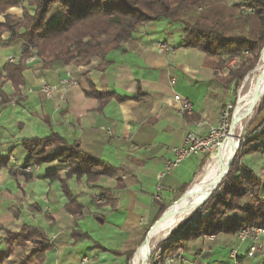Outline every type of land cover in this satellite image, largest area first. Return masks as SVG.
Listing matches in <instances>:
<instances>
[{
  "label": "crops",
  "instance_id": "obj_1",
  "mask_svg": "<svg viewBox=\"0 0 264 264\" xmlns=\"http://www.w3.org/2000/svg\"><path fill=\"white\" fill-rule=\"evenodd\" d=\"M8 12L20 17L22 8ZM183 37L179 24L160 19L138 28L104 60L93 57L86 64L44 66L36 56H29L33 60L24 64L25 83L19 85V95L0 105V157L7 162L0 169V239L6 229L17 231L26 223L42 229L52 245L42 264L126 263L127 253L134 254L149 228L192 189L204 164L203 155L189 156L158 178L173 156L172 148L180 146L189 131L207 133L231 98L232 88L225 86L216 65L218 57L184 46ZM157 41L167 42L171 49L159 51ZM1 47L14 50L1 61L3 73L7 59L19 58L24 45L18 39L0 42ZM66 71L77 79L76 85L51 98L38 91L41 81L57 84ZM91 87L110 98L100 104L87 93ZM28 88L34 91L27 92ZM0 92L12 96L11 82L5 81ZM175 93L189 98L192 114L175 111ZM262 121L251 131L263 132ZM51 132L117 169L114 176H101L93 183L84 177L68 179L70 190L84 206L80 217L66 210L59 181L45 176L48 169L62 176L67 165L55 161L38 165L26 171L28 178L19 172L27 156L22 141ZM249 149L241 168L264 181V139L249 143ZM86 214L94 218L88 222L92 228L107 226L112 248L80 227L79 219ZM73 230L84 237L75 238ZM259 239L255 254L247 257L249 241L242 246L245 242L239 243L236 234H203L186 240L184 248L171 255L172 264H232L234 250L242 264H264V237ZM3 264H18L17 254Z\"/></svg>",
  "mask_w": 264,
  "mask_h": 264
},
{
  "label": "trees",
  "instance_id": "obj_2",
  "mask_svg": "<svg viewBox=\"0 0 264 264\" xmlns=\"http://www.w3.org/2000/svg\"><path fill=\"white\" fill-rule=\"evenodd\" d=\"M228 1L26 0L27 5L22 7L21 16L16 18L6 11L19 5V2L0 0V14L4 17L0 23V42L11 43L22 39L26 47L22 49L18 61L7 62L3 73H0V86L10 81L14 88L12 96L0 92V105L19 95V85L25 83L22 74L24 59L29 56H36L44 66L54 63L86 64L93 57L104 60L110 51L129 39L145 22L160 19L181 26L183 45L186 47L221 58L247 51L256 59L264 51V0H242L241 3L246 2L253 8L250 13L239 9L240 2ZM54 4L61 8V20L48 24L45 22L46 15ZM4 33L7 34L6 38L3 37ZM254 59L247 67H241L238 73H232L229 81L235 78L239 82L253 66ZM87 93L97 98L102 105L111 96L93 87ZM262 133L255 132L249 143L260 140L263 137L260 134L264 135ZM54 143L60 147L48 151ZM21 144L27 156L19 172L27 178L30 175L24 167L28 165L38 166L53 161L67 165L62 176L55 169L46 170L45 176L59 181L66 198L65 208L76 217L82 215L84 206L70 190L68 179L84 177L87 182L93 183L101 176L111 177L117 172L115 167L87 155L75 144H67L56 132L46 137L24 139ZM250 150L247 149V152ZM6 166V159L0 157V169ZM9 171L13 174L18 172L13 169ZM217 188L219 190L213 191L210 205L206 207L207 212L185 217L165 239L155 245L156 251H160V261H165L179 248H184L186 240L203 234H237L240 229L253 225L264 228V197L261 196L264 181L260 177L243 170L234 159L221 182V188ZM229 211L233 215L225 214ZM72 234L75 238L84 237L83 233L76 230ZM0 240V264L13 254H17L18 264H42L45 252L52 247L42 229L26 223L17 231L6 229ZM262 254L264 257V246ZM132 255L133 252L127 253L125 264H129ZM152 262L155 263L154 259Z\"/></svg>",
  "mask_w": 264,
  "mask_h": 264
},
{
  "label": "bare ground",
  "instance_id": "obj_3",
  "mask_svg": "<svg viewBox=\"0 0 264 264\" xmlns=\"http://www.w3.org/2000/svg\"><path fill=\"white\" fill-rule=\"evenodd\" d=\"M244 80L240 101L235 107L231 129L224 142L210 155V158L203 166L200 179L192 187L191 191L179 203L170 207L164 216L152 226L150 234L140 244L134 254L131 264H147L154 244L167 235L170 228L179 220L181 221L187 217L205 199L217 185L219 179L225 174L228 162L237 146L236 126L241 121V118L255 106L264 93V51L260 55L255 68Z\"/></svg>",
  "mask_w": 264,
  "mask_h": 264
},
{
  "label": "built area",
  "instance_id": "obj_4",
  "mask_svg": "<svg viewBox=\"0 0 264 264\" xmlns=\"http://www.w3.org/2000/svg\"><path fill=\"white\" fill-rule=\"evenodd\" d=\"M239 9L250 13L253 8L248 5L246 2L241 3ZM157 49L159 51L169 50L171 49L170 45H168L165 41H157L155 43ZM19 58L9 57L7 62H16ZM33 60V57H29L24 59V63H28ZM231 63H234V59L230 60ZM77 79L72 75L70 71H66L64 75L60 78L57 84L50 85L44 81L39 83L38 91L42 93L44 96L51 98L55 95V93L62 91L70 86L76 85ZM32 88H28L27 92H33ZM172 101L174 103V109L177 113L183 115H190L193 112V103L189 100L188 97L182 96L178 93H175L172 97ZM235 106L234 103L229 101L220 111L219 121L215 126L210 127V129L205 134H197L193 131H189L186 133L183 142L180 146L172 148V158L167 160L165 163L164 170L158 174V178H161L166 172H169L176 168L184 159L189 156L194 155H211L225 140L227 136V130L230 129V122L232 121V115L234 116ZM233 112V114H232ZM202 120L199 119L198 124H201ZM239 141L237 140V146L235 147V151L238 150ZM264 156V153H263ZM37 168L35 166H26L24 167L25 171H31L32 168ZM158 189L160 186L157 187ZM154 198L158 199L157 195ZM48 211V209H46ZM264 233V228L260 226H248L240 229L236 236L239 243H244L249 241L248 250L246 252L247 257H252L256 250L257 244L259 243L260 235ZM156 259L161 258L160 251L155 252ZM155 259V257H154ZM232 264H242L241 260L237 256L236 250L232 252ZM174 257L169 256L165 259L166 264H172ZM82 261H85L83 259Z\"/></svg>",
  "mask_w": 264,
  "mask_h": 264
},
{
  "label": "rangeland",
  "instance_id": "obj_5",
  "mask_svg": "<svg viewBox=\"0 0 264 264\" xmlns=\"http://www.w3.org/2000/svg\"><path fill=\"white\" fill-rule=\"evenodd\" d=\"M17 1L19 2V5L13 6L11 8L16 10L17 12H19L22 7H25L27 5V3H26V0H24V1L17 0ZM235 1L241 3L242 0H229L228 2L232 3V2H235ZM6 13H7V11H6ZM7 14L11 15L10 12H8ZM0 15H3V14H0ZM60 20H61V8H60V6L58 4H54L52 6V8L50 9V11L48 12V14L46 15L45 22L48 23V24H53V23H58ZM146 23L147 22H145L142 26L146 25ZM5 34L6 33H4L3 36ZM0 54H1L0 55V64H1V61L4 59V56L13 55L14 54V50L12 48H7V47L2 48L1 47L0 48ZM260 55H261V52L259 53V55H257L256 59H254L253 56H251L250 53H248L247 51H243L239 55L230 56V57H224V58H221V57L217 58L218 62H216V65L221 70L223 82H224L225 85L228 84L232 88L230 101L232 103H234L235 107L237 106V104H236L237 99L240 98V96L242 94V86H243V83L245 81L244 79L255 68V66L258 63ZM232 59H234V61H235L234 63L230 62V60H232ZM253 59H254L253 66L251 67V69H249L245 73V75L243 76V78L239 82L235 78L231 82L229 81L230 75L232 73H238L241 67H247L251 63V61ZM263 103H264V93L260 97L258 102L255 104V106L248 112V114L247 113L245 114L246 116L244 115L241 118V121L236 126L235 134H236V140L239 141V146L237 148L238 150H236L234 155H233L231 163L235 159L239 163V166L242 167L241 159H242L243 155L248 153L247 149H249V145H248L249 140L252 139V137H253V135L255 133V131H251V129H253V127L259 125V123L264 118V105L260 108V106ZM234 113H235V111H234ZM232 114H233V112H232ZM233 119H234V117L232 115V119L231 120L233 121ZM232 121L230 122V127H231ZM230 129L228 128L227 133L230 132ZM263 133H264V131H263ZM260 136H263L262 138L264 139V135L260 134ZM59 147H60L59 144L54 143L48 148V151H51V150H54V149H58ZM263 153H264V150L262 151V156H263ZM209 158H210V155H207L205 157V162H204L203 166L206 164V162H207V160ZM263 158H264V156H263ZM231 163H230V165H231ZM230 165H229V167H230ZM203 166H202L200 172L198 173L196 181H195V183H194V185L192 187H194L195 184L197 183V181L200 179V177L202 175V171H203ZM229 167H228V170H229ZM228 170H227V172H228ZM227 172L225 173V175L227 174ZM225 175L222 177V179L220 180L219 184L216 186V188L213 191L219 190V188H217L218 186H220V188H221V182H223V179H224ZM213 191L205 199V201H203L200 205H198L196 208H194L192 210V212L188 216H190L191 214L193 215L194 213H201V212L205 213V212H207V208L206 207H207L208 204L210 205V200L212 199ZM263 193H264V191L261 193L262 197H264ZM179 202H177V203H179ZM175 205H172V206H175ZM225 214L228 215V216H231V215H233V212L229 211V212H226ZM79 220H80V222H79L80 223V227L83 230L88 231L93 236L95 241L99 242L101 245H104V246H107V247H111V248L113 247V244L110 243V239H108V236H110L111 233H109V229L107 228V226L101 227L100 225H98L97 228H95L96 226L94 228H92V226L88 225L89 224L88 222L94 220V218H93V216L88 215V214H86L85 217H81ZM261 236L264 237V233H262ZM34 241L35 240H33V242ZM160 241H162V240L159 239L154 244V247L152 248L153 254H152V251H151V253H150L149 257H148V260H147V264H157V261H160L159 259H156V256H155V252H157L156 248H155V245L157 243H159ZM0 244L2 245L1 240H0ZM242 246L247 247L248 246V242H245L244 244H242ZM154 257H155V259H154ZM132 258H133V256L131 257V259L129 261V264H131ZM152 259H154L155 263L152 262Z\"/></svg>",
  "mask_w": 264,
  "mask_h": 264
},
{
  "label": "water",
  "instance_id": "obj_6",
  "mask_svg": "<svg viewBox=\"0 0 264 264\" xmlns=\"http://www.w3.org/2000/svg\"><path fill=\"white\" fill-rule=\"evenodd\" d=\"M25 48H26V47H24V49H25ZM239 101H240V98L237 99L236 104H238ZM234 153H235V151H234ZM234 153H233V155H234ZM233 155H232L230 161L228 162V165H227V168H226V172H227L228 167H229V165H230V163H231V160H232V158H233ZM226 172H225V173H226ZM224 175H225V174H224ZM224 175H223V176H224ZM223 176H222V177H223ZM222 177L219 179L217 185L219 184V182H220V180L222 179ZM217 185H216V186H217ZM216 186L212 189V191L216 188ZM190 191H191V190H190ZM212 191H211V192H212ZM211 192H210V193H211ZM210 193L205 197V199L210 195ZM205 199L202 200V201L200 202V204H201L203 201H205ZM175 204H176V203H175ZM175 204H174V205H175ZM200 204H199V205H200ZM195 208H196V207H195ZM164 214H165V212L160 216L159 219H161V218L164 216ZM159 219H158V220H159ZM158 220H157V221H158ZM157 221H156V222H157ZM179 221H180V220H179ZM179 221H178V222H179ZM156 222H155V223H156ZM178 222H177V223H178ZM155 223H154V224H155ZM177 223H176V224H177ZM154 224H153V225H154ZM176 224H175L173 227L170 228L168 234H169L170 231L176 226ZM153 225H152V226H153ZM152 226L149 228V230H148V232H147V234H146V237H145V239L143 240V242L146 240L147 236L150 234L151 229H152ZM168 234L165 235L161 240L165 239V238L168 236ZM136 251H137V250H136ZM136 251L134 252V254L136 253ZM134 254H133V257H134Z\"/></svg>",
  "mask_w": 264,
  "mask_h": 264
}]
</instances>
